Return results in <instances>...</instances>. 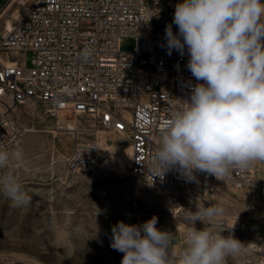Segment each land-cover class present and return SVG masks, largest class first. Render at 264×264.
<instances>
[{
  "label": "built area",
  "instance_id": "built-area-1",
  "mask_svg": "<svg viewBox=\"0 0 264 264\" xmlns=\"http://www.w3.org/2000/svg\"><path fill=\"white\" fill-rule=\"evenodd\" d=\"M1 1L0 11L13 0ZM181 2L34 0L23 7L12 29L0 34V147L10 151L20 144L17 106L39 103L56 124L65 114H72L117 133L127 132L132 150L129 169L134 177L162 193L185 187L189 177L178 167L162 176L149 171L151 167L158 174L152 158L171 113L181 101L190 100L194 85L202 83L187 67L186 47L183 55L175 49L168 54L165 28L171 24L178 34L173 19L175 6ZM127 37H135L137 44L125 53L120 45ZM23 51L32 53L30 67L21 59H11ZM8 61L13 63L6 65ZM97 148L76 134L67 168L72 172L90 169L96 164ZM256 173L257 163L246 169L233 168L224 177L204 173L200 179L205 184L221 180L236 190H248L256 184ZM211 206L207 201L201 208ZM197 225L198 230L224 236L231 233L245 244L247 251L228 257L227 264H264V238L248 241L246 223L223 217L211 227L208 222L197 221ZM191 227L185 226L186 231Z\"/></svg>",
  "mask_w": 264,
  "mask_h": 264
},
{
  "label": "rangeland",
  "instance_id": "rangeland-1",
  "mask_svg": "<svg viewBox=\"0 0 264 264\" xmlns=\"http://www.w3.org/2000/svg\"><path fill=\"white\" fill-rule=\"evenodd\" d=\"M24 1L14 2L2 16L0 34L5 31L6 19L15 21L14 14L19 11L21 15L22 8L34 2ZM136 44L135 37H127L120 49L128 53ZM11 59H21L30 67L32 53L23 51ZM45 109L34 102L18 106L21 141L9 152L19 149L23 158L11 160L9 170L19 178L31 201L16 207L0 192V264H120L123 253L111 247L113 226L121 221L140 226L153 216L158 218V229L175 234L172 250L181 251L185 226H198L188 214L207 201L213 206L222 203L224 217L246 223L250 227L248 241H263L264 163L257 162L252 189L236 190L221 180L205 184L200 177L206 172L193 170L194 178H188L185 187L162 193L131 174L128 137L120 140V133L85 116L65 114L56 124L45 116ZM69 125L77 130L80 141L98 147L96 164L90 169L72 172L67 168L75 141V135L66 130ZM92 130L98 133L87 132Z\"/></svg>",
  "mask_w": 264,
  "mask_h": 264
},
{
  "label": "clouds",
  "instance_id": "clouds-1",
  "mask_svg": "<svg viewBox=\"0 0 264 264\" xmlns=\"http://www.w3.org/2000/svg\"><path fill=\"white\" fill-rule=\"evenodd\" d=\"M173 23L179 31L174 34L171 24L165 28L168 54L175 49L183 55L186 47L187 67L202 83L171 113L152 158L158 174L149 171L162 176L178 167L190 179L193 170L218 178L233 168L264 163V0H182ZM22 158L21 150L0 147V192L16 207L31 201L9 170L11 160ZM225 212L221 203L188 217L193 225L200 221L211 227ZM157 223L153 216L140 226L122 221L113 226L111 247L123 253L120 264H227L228 257L247 251L231 233L193 226L177 253L172 250L175 234Z\"/></svg>",
  "mask_w": 264,
  "mask_h": 264
},
{
  "label": "bare ground",
  "instance_id": "bare-ground-1",
  "mask_svg": "<svg viewBox=\"0 0 264 264\" xmlns=\"http://www.w3.org/2000/svg\"><path fill=\"white\" fill-rule=\"evenodd\" d=\"M19 0H13V2L12 3H10L4 10H2V11H0V19L2 18V16H4L10 9H11V7L13 6V3L14 2H18ZM26 1V0H25ZM17 13H19V11L17 12ZM17 13H15L14 14V19H15V21H17L19 18H20V15L19 14H17ZM14 20H12V19H6V21H5V32H7V31H9V30H11L12 29V27H13V24H14V22H15ZM13 62L12 61H8V62H6V65H10V64H12ZM57 131H62V130H64V129H61V128H57L56 129ZM67 131H69V134H73V135H76V134H78L76 131L77 130H75L71 125H69V127L66 129ZM87 132H95V133H98L97 132V130H92V131H87ZM56 134V133H55ZM128 137V133L127 132H122V133H120V140H125L126 138ZM121 149L122 148H124V147H122L123 146V144H119L118 145ZM127 148H129V152H130V157H131V145H129ZM119 161H120V163H122V161H123V156H122V154H119ZM210 190H212V188L210 189Z\"/></svg>",
  "mask_w": 264,
  "mask_h": 264
},
{
  "label": "crops",
  "instance_id": "crops-1",
  "mask_svg": "<svg viewBox=\"0 0 264 264\" xmlns=\"http://www.w3.org/2000/svg\"><path fill=\"white\" fill-rule=\"evenodd\" d=\"M20 106V105H19ZM17 110H18V106H17V109H16V115H17Z\"/></svg>",
  "mask_w": 264,
  "mask_h": 264
}]
</instances>
